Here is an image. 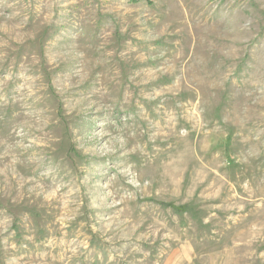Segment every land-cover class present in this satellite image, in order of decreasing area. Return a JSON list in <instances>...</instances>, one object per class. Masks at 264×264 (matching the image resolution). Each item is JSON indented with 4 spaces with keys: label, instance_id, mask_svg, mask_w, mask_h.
Segmentation results:
<instances>
[{
    "label": "rangeland",
    "instance_id": "1",
    "mask_svg": "<svg viewBox=\"0 0 264 264\" xmlns=\"http://www.w3.org/2000/svg\"><path fill=\"white\" fill-rule=\"evenodd\" d=\"M0 264H264V0H0Z\"/></svg>",
    "mask_w": 264,
    "mask_h": 264
},
{
    "label": "trees",
    "instance_id": "2",
    "mask_svg": "<svg viewBox=\"0 0 264 264\" xmlns=\"http://www.w3.org/2000/svg\"><path fill=\"white\" fill-rule=\"evenodd\" d=\"M131 1H138V0H131Z\"/></svg>",
    "mask_w": 264,
    "mask_h": 264
}]
</instances>
